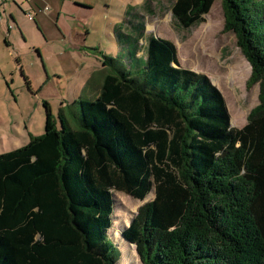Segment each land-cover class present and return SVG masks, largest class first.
I'll list each match as a JSON object with an SVG mask.
<instances>
[{"label": "trees", "instance_id": "trees-1", "mask_svg": "<svg viewBox=\"0 0 264 264\" xmlns=\"http://www.w3.org/2000/svg\"><path fill=\"white\" fill-rule=\"evenodd\" d=\"M214 1L175 0L173 20L198 26ZM220 1L246 86L258 85L245 125L231 128L217 87L139 24L128 69L104 57L78 115L60 110L57 127L43 102V134L0 154V264H264V0ZM152 190L115 229L113 191L143 201Z\"/></svg>", "mask_w": 264, "mask_h": 264}, {"label": "rangeland", "instance_id": "rangeland-1", "mask_svg": "<svg viewBox=\"0 0 264 264\" xmlns=\"http://www.w3.org/2000/svg\"><path fill=\"white\" fill-rule=\"evenodd\" d=\"M174 1L0 0L2 20L16 18L20 26L27 27V32H22L11 21L7 32L0 24V134L9 130L10 124L19 134L13 135L12 140L0 141V154L28 143V138H24L26 142L22 139L25 122L33 134H43V102L49 105L57 127H61L60 110L67 116L78 115L75 102L95 99L99 93L101 77L106 72L100 61L104 57L112 58L119 67L129 63L134 47L129 38L137 37L136 27L142 23L144 37H160L174 43L180 65L205 75L217 87L230 115L231 128L243 127L250 110L258 105V85L247 88L250 66L233 33L222 32L221 1L215 0L204 22L190 29H182L174 22L171 12ZM54 9L61 15L59 26L56 17L51 18ZM33 12L45 19L43 30H38L32 22ZM9 40L23 58L22 70L10 49L8 53ZM33 45L40 49L32 48ZM139 46L138 56H142L145 41L140 40ZM125 66L128 69L126 63ZM110 67L108 61L106 69ZM24 78L30 81L29 88ZM113 197V226L121 230L129 225L140 207L153 200L154 192L143 201L116 191ZM109 241L113 243L110 238ZM129 250L132 262H137L134 250Z\"/></svg>", "mask_w": 264, "mask_h": 264}, {"label": "crops", "instance_id": "crops-1", "mask_svg": "<svg viewBox=\"0 0 264 264\" xmlns=\"http://www.w3.org/2000/svg\"><path fill=\"white\" fill-rule=\"evenodd\" d=\"M36 5V4H35ZM33 11H34V8H32ZM32 11V10H31ZM34 15H35V19L32 21L33 23H35L36 27L38 28V30H43V27H44V24H45V19L44 18H40L39 15L35 14V12H33ZM57 15V16H56ZM60 13L57 11V9H54V11L52 12L51 14V18L54 19V17H56V21L55 23L57 24V26H59V19H60ZM50 17V16H49ZM11 18V17H10ZM29 19V18H28ZM12 23L14 24L13 26H15V29H18L20 31H26L27 30V27L26 26H20L16 20V18H12ZM11 21L10 19H5V20H2V17L0 16V24H2L4 26V28L8 31L9 29V25L11 26ZM8 28V29H7ZM27 32V31H26ZM6 48L8 49V53L9 52V49L11 50V53H12V56H16V59H17V62H18V65L20 66L21 70L24 68V65L22 63V60L23 58L18 54V51H17V46H15V44L12 42V41H8V44L6 45ZM32 48H37V49H40L39 46H34ZM36 50V49H34ZM38 51V50H37ZM104 74L102 75L101 77V82H102V78H103ZM28 80V79H27ZM28 88L30 87V81L28 80ZM101 85V83H100ZM7 123V121L5 123H3L2 125H5ZM28 123V122H27ZM26 122L24 123V134L25 136H23V142H26L24 141L25 137L28 138L27 140H29V136H33V137H36V136H40V135H35L33 134L31 131H30V127L29 125L27 124ZM10 130H12L13 133L10 132ZM13 135H19L18 132L16 131V129L14 128V126L12 124H10L9 126V130H6L5 132H2V134H0V141H3V140H6V141H9V140H12L14 137ZM28 142V141H27ZM16 149V148H15ZM13 150V149H12Z\"/></svg>", "mask_w": 264, "mask_h": 264}, {"label": "built area", "instance_id": "built-area-1", "mask_svg": "<svg viewBox=\"0 0 264 264\" xmlns=\"http://www.w3.org/2000/svg\"><path fill=\"white\" fill-rule=\"evenodd\" d=\"M27 16H28L29 20H32V16L31 15L27 14Z\"/></svg>", "mask_w": 264, "mask_h": 264}]
</instances>
